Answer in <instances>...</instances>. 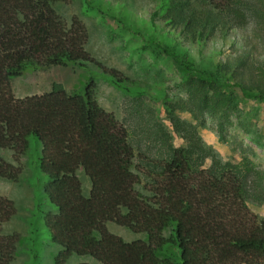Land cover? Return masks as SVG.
I'll list each match as a JSON object with an SVG mask.
<instances>
[{
	"label": "trees",
	"instance_id": "1",
	"mask_svg": "<svg viewBox=\"0 0 264 264\" xmlns=\"http://www.w3.org/2000/svg\"><path fill=\"white\" fill-rule=\"evenodd\" d=\"M73 1L0 0V178L19 181L22 158L34 154L43 225L31 228L32 264H40L38 243L46 240L61 248L55 264L73 256L95 264H264V216L250 206L264 204V169L251 158L222 161L196 125L172 114L184 143L176 146L162 122L144 143L100 106L94 78L80 93L54 82L42 94L15 95L12 80L29 68L92 64L121 84L118 72L88 50L80 16L67 18L56 7ZM187 1L158 0L144 21L151 35L137 34L162 48L182 74L187 98L167 103L169 110L229 120L235 102L227 88L264 100V0H198L192 8ZM83 3L109 15L97 0ZM81 171L91 182L88 195ZM16 212L0 195V264L15 261L20 239L4 226ZM109 224L140 237L126 241Z\"/></svg>",
	"mask_w": 264,
	"mask_h": 264
},
{
	"label": "rangeland",
	"instance_id": "2",
	"mask_svg": "<svg viewBox=\"0 0 264 264\" xmlns=\"http://www.w3.org/2000/svg\"><path fill=\"white\" fill-rule=\"evenodd\" d=\"M97 1L109 15L125 17L130 26L124 27L111 16L94 11L83 0L58 3L56 7L67 18L80 16L89 32L88 50L105 69L118 72L121 84L116 83L108 70L92 64L84 67L29 68L12 80L15 95L21 98L42 94L49 91L54 82L63 83L70 93H80L94 78L96 100L100 106L125 121L133 136L144 138V143L150 142L147 131L155 129L157 122H162L174 136L176 146L184 143V138L175 131L170 119L172 114L196 125L204 146L222 161L246 155L264 169V100H247L239 89L227 88L235 102V109L229 120L221 122L208 114L198 118L186 110H169L167 103H179L187 98L182 74L162 48L148 44L142 35L137 34V31H142L151 35L144 21L157 8L158 0ZM186 6L200 7V2L188 0ZM3 155L14 162L12 151L6 150ZM22 168L17 182L0 178V195L12 199L17 210L13 219L4 226L6 234L17 235L20 239L14 264H32L31 228L34 223L41 222L36 212L41 198L40 185L32 152L22 158ZM79 176L84 193L88 195L91 182L82 171ZM250 206L264 216L263 203L252 202ZM109 229L126 241L140 237L115 224H109ZM38 244L40 264H55V257L61 248L47 240ZM83 263L95 264L89 257L73 256L69 261V264Z\"/></svg>",
	"mask_w": 264,
	"mask_h": 264
}]
</instances>
